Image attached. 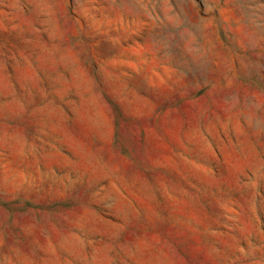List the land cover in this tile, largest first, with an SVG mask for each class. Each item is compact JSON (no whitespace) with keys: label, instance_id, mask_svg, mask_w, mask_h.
I'll return each instance as SVG.
<instances>
[{"label":"rangeland","instance_id":"obj_1","mask_svg":"<svg viewBox=\"0 0 264 264\" xmlns=\"http://www.w3.org/2000/svg\"><path fill=\"white\" fill-rule=\"evenodd\" d=\"M0 264H264V0H0Z\"/></svg>","mask_w":264,"mask_h":264}]
</instances>
